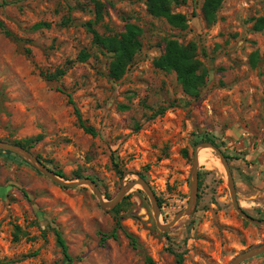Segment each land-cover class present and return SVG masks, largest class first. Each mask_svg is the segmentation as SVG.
<instances>
[{"label": "rangeland", "instance_id": "374dc122", "mask_svg": "<svg viewBox=\"0 0 264 264\" xmlns=\"http://www.w3.org/2000/svg\"><path fill=\"white\" fill-rule=\"evenodd\" d=\"M205 1L171 4L189 20L181 29L153 15L146 0H0L11 34L0 27V140L41 135L28 150L65 179L92 178L106 200L143 177L162 203L160 222L169 223L188 206L195 146L210 138L228 156L240 205L264 219V28L255 26L264 0H224L213 24ZM129 23L142 29L141 48L115 79L114 55L89 24L111 37ZM166 39L197 44L208 72L199 97L184 92L176 72L155 66ZM60 68L59 78L46 77ZM69 95L97 135L80 126ZM211 152L215 158L200 159L196 209L162 231L140 185L118 211L105 210L90 186H61L0 150V264H69L55 230L73 264H230L264 243V226L237 213L225 168ZM242 264H264V254Z\"/></svg>", "mask_w": 264, "mask_h": 264}, {"label": "trees", "instance_id": "16d2710c", "mask_svg": "<svg viewBox=\"0 0 264 264\" xmlns=\"http://www.w3.org/2000/svg\"><path fill=\"white\" fill-rule=\"evenodd\" d=\"M5 1V0H4ZM186 0H146L148 10L155 16L164 17L171 25L187 29L189 25V20L182 13H175L172 11L171 4H180ZM224 0H206L203 5V14L206 22L208 24H213L217 19V11L220 9ZM44 23H38L36 27L43 26ZM257 29L264 28V18L255 24ZM0 27L5 30L7 35H11L4 27V24L0 21ZM89 29L94 33L95 41L102 43L110 53L114 55V60L111 62L110 74L113 78L118 79L122 77L125 73L127 66L130 64L135 54L141 48L140 36L142 34V29L136 24H127L126 30L120 35H115L111 37L101 36L92 25L89 24ZM197 44L195 42H189L188 44H182L175 39H166L164 52L155 60L154 64L156 67L165 71H174L177 74L178 82L181 84L185 93L193 97H199L201 93V88L206 83L207 69L203 66L201 60L197 56ZM256 56V54H255ZM89 54L86 52L80 53L79 59L81 61L87 60ZM252 62L255 64L256 59L254 58ZM65 73V70L58 69L53 74H47L48 79L59 78ZM69 102L74 105L75 113L78 117L80 126L85 130V132L91 135H97V131L93 126H89L83 120L79 108L75 105L73 98L69 95ZM168 107L158 108L151 116L155 118L157 116L163 115L167 111ZM141 124H137L136 129H140ZM41 135L36 137H30L24 141L16 142V144L23 146L24 148H31L30 146L36 140H39ZM202 141H210L217 144L214 140L210 138H205ZM219 147V145L217 144ZM12 153L11 151H7ZM187 151H184V156H187ZM228 158V156H226ZM120 174L123 172L119 170ZM57 173L62 177L65 174L58 170ZM201 172L199 171V187H200ZM159 199V198H158ZM160 205L162 204L159 199ZM162 206V205H161ZM119 207L117 205L115 210ZM118 211V210H116ZM121 223L119 220L116 222L115 231L112 233L113 237H117L116 229L120 227ZM17 231H15L14 239L19 238V226ZM57 235V243L62 248L63 254L68 259L69 264H73V258L68 251V245L59 230H55ZM132 242L136 241V238L132 234H127Z\"/></svg>", "mask_w": 264, "mask_h": 264}, {"label": "water", "instance_id": "95a60500", "mask_svg": "<svg viewBox=\"0 0 264 264\" xmlns=\"http://www.w3.org/2000/svg\"><path fill=\"white\" fill-rule=\"evenodd\" d=\"M203 148H211L213 149L220 157L221 162L225 168L227 178H228V187L230 189V194L233 202V206L237 213L244 218L247 222H250L257 226H264V219L256 218L250 213L247 212L239 203L236 193V186L232 174V170L229 164V160L223 151L214 143L210 141H203L198 143L194 149V157H193V165L191 172V181H190V199L188 202V206L178 212L171 222L169 223H161V205L159 203V199L155 194L152 187L149 185L146 179L143 177H138L137 179L129 182L124 185L116 197L110 200H106L104 195L99 188L97 182L90 177H83L78 180H68L59 175L56 171L52 170L48 167L38 156L33 154L28 149L24 148L21 145L14 144L12 142L0 140V150L11 151L26 161L30 162L33 166L39 169L43 174L51 178L55 183L65 186V187H77L81 185H88L92 188L94 194L99 199L100 205L105 210H112L115 206L119 204V202L124 198V196L135 186L140 185L147 195L150 198L152 209L154 212V218L156 220L157 226L162 230L166 231L169 228L173 227L180 219L186 216H190L197 207L198 203V189H199V171H200V161H199V152ZM264 254V243L257 245L249 250L243 251L239 255H237L230 264H242L246 260L257 257L259 255Z\"/></svg>", "mask_w": 264, "mask_h": 264}, {"label": "bare ground", "instance_id": "6f19581e", "mask_svg": "<svg viewBox=\"0 0 264 264\" xmlns=\"http://www.w3.org/2000/svg\"><path fill=\"white\" fill-rule=\"evenodd\" d=\"M210 152H211V149H208V148L202 149V150L199 152V161H200V159H201L202 157L207 156V155L214 157L213 153H212V152L210 153ZM214 158H215V157H214Z\"/></svg>", "mask_w": 264, "mask_h": 264}]
</instances>
